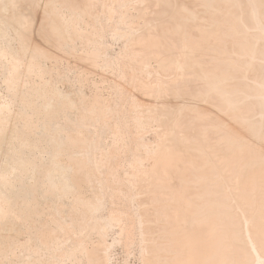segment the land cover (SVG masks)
Here are the masks:
<instances>
[{"label":"rangeland","instance_id":"obj_1","mask_svg":"<svg viewBox=\"0 0 264 264\" xmlns=\"http://www.w3.org/2000/svg\"><path fill=\"white\" fill-rule=\"evenodd\" d=\"M6 1L7 0H0V40H2V41H0V50L6 51V53H7V54L5 53V55H4L0 52V99H1L0 101L4 100V101H7L8 104L9 103L10 104H9L8 108L5 109L4 114H3L5 117L2 119V122H3V125L4 124L5 125L2 128V130H3L1 133L2 135L0 134L1 135L0 146L2 144L1 138L4 137L5 133L10 134L11 128L13 129L15 127V125H17V123H19L20 120L23 118V116L21 114H20L21 116L19 117V114L17 113L19 111V106H20L23 98L26 99V101H27L26 103L30 104L32 106V108L35 109V111H40V109H42V106L44 105L43 103H45L46 101L60 100V96L62 94L69 93L71 96L70 98H72V100H74L75 103L70 105V107H69V105L67 107H64L65 110L64 109L60 110V113L58 114L57 117L53 118L54 115L47 116V114L41 117L35 113H28V115L26 113L25 114L26 116L25 115L24 116L27 117V121L30 120L29 123H31V124L38 125L39 123L42 124L43 122H46V123H49L51 126L55 127L57 129V131L60 129L58 132L62 131L64 137H69V135L73 137V138L70 137V139L72 141L71 142L72 144L70 147L72 149L71 152H73V155H74L73 157H75V159H80V160H78V162H79L78 164L73 166L71 172L72 173L75 172L74 167L75 168L81 167L82 171H81V169H79V170H80V173L84 176L83 180L85 179L84 181H82V184H80L81 187H79V185H77L79 188H74V187H76L75 185L72 188H70V186H68V189L65 188L64 192L62 194H60L61 197L59 196L60 200L58 199V201L61 203L58 202L55 204V202H53L54 205L51 203L53 206L56 207L55 208L51 205V207L54 208V209L52 208L53 210H51V207H49V206L47 207L48 209L50 208L49 209V210H51L50 213H49V211L46 212L47 208L45 209L44 212L46 214L43 212L44 214H42V217H44L43 218L44 220H42V221H44V223L46 222L47 226H46V224H44L45 226H43V224L41 222L43 228H39V229H41V231L38 230L39 232H37L38 233L37 236H40V235L43 236L44 235L43 238H42V236L37 238V241H38V239H39V241H41L43 239L41 243L34 240L35 237L33 239L28 237V232H29V226L28 225H26V227H25L26 231L25 230L21 231L20 233H17L15 235L17 238L14 237L15 243L11 244V247L8 243H5L3 240H2V242L0 241V250H3V249L4 250L5 249L11 250V248L14 250L13 253L10 252V254H9L10 259H11L10 261L12 263L9 260L8 261L11 264H13L14 262H15L14 264H16V263L23 264V262L26 261L27 258H29V259H30V257L33 258V255H35L34 259L31 258L32 262H31V260H30V262L29 261H26V262L28 264H37V263L40 264L41 260H43V261L45 260L44 261L45 263H43V261H42L41 264H93V263L96 264L97 260H101V264H107V263L108 264H158V261L160 260L159 264H167L170 261H172V259L173 260L179 259L182 262L181 264H186V263L189 264V262H190V264H193L191 261H188V260H185L186 263H183V262H184V259L194 260L195 257H192V255L193 256L195 255L196 258L198 256L197 254H194V253H197L195 251L196 250L195 248H198L196 243H195V245L197 247H195V248H194L195 245H193L192 247L190 246V248L188 246V245H192L194 243L193 241L196 242V240L194 238V231H196V229H198V227H194V225L192 226V225H189V223H188V225L190 226L189 227L187 225L189 227V229L194 227V231H192L193 229L189 230L187 227L185 228L182 225L178 227V228L182 227V228H180L181 230H179L177 227H174L175 222L173 221V214L176 211L181 217H183V215H181V214L184 213V211H185L184 209H186V208H184V206H186V207L190 206L189 204L192 203L193 197H195L194 199L196 201H193V205H195V202H198V203L202 202V203H201V205L196 203L200 206H198V210L196 211V213H197L196 214V220H195L196 222H194V224L199 223L200 221L202 223L204 222L203 224H205L207 222L209 223L210 220L215 219L214 221H212L210 223L213 224L215 222L214 223L215 225L213 224L212 228H214V227H215L214 229L217 228L216 229L217 231L216 230L214 231V229H213L214 232L212 231V232L208 233L209 231H208V229H206L207 230L206 234L208 233V235H209V236L207 235L208 240H207V238H205V237L204 238L206 239V242H207L210 240L209 238L212 236L211 241H212V239L213 240L215 239V241H212L214 244L217 243V240L219 238L218 243L220 245L221 253L226 256L225 257L226 260L222 264H235V263L236 264H255L256 260H254V259H256V258L254 255H256V254H254L255 251L252 250V248L250 247V245H251L250 241H252V239H253L252 242L254 243V245H256L255 247H256L257 252L264 255V245L263 246L257 245L258 243L256 240V230L257 229L262 228L263 235H264V173H263L264 172L263 171L264 170V152L262 151V150H264V147L262 146V145H264V143H263L264 141L262 142V144L260 143V140L262 141L261 137H263L264 135L259 133V132H261V130H260L261 128H258L261 125L263 127L262 131H264V121H263L264 109L261 108L262 110H260L259 109L260 106L258 108L257 107L258 104L256 106L255 105L256 102H253L254 100H251L253 102V105L250 104V106L254 107V105H255L257 107V109H259L260 111H263V112H260L259 110H258L259 112H256L257 109L252 107L253 109H256L255 112L258 113V114H256V113H254V110L248 105L245 107L250 108V110L252 109V111H250L248 109H246L247 111L246 110L243 111L241 109L242 111L241 110L240 111L242 113L243 112L246 113V114L244 113L243 115H242V113L238 112L240 114V118L245 116V119L243 118L244 119L243 122H239V123L238 122L236 123L234 121L232 122V119L230 122L229 118L230 117L233 118L232 114L230 113V108L232 106H230L229 109H227V110H229L228 113H227L226 109H225V111H223V107H221V104H220V103H222L221 99H220L221 97L219 95H218V97H216L217 95L215 96L212 93L213 92L212 90H209L208 88H206L207 87L206 85L202 86V85H204V83L201 82L202 77L198 73L199 69L195 65L194 66L192 65L193 67H190L191 65H189L188 63H185V61L182 62L183 59L179 58L180 54H178L179 57L176 58L177 57L176 56L177 51L175 52L172 45L170 46L169 44L171 43L174 46H176L177 49H179V47L182 43V42L180 43V41H179L181 39V37H180L181 34L178 31H176V33L178 32L180 35V36L178 35L180 37V39L177 40L176 39L177 36L174 35V33H173L175 31L172 32V30L173 29L175 30V28H174L175 25L184 24L187 27V29H185L186 33H188L187 35H194L193 33H196L195 32L196 30L192 25V23L194 21L191 20L189 17L187 18L183 13L175 10V8L172 4H166V6H165L164 0H162L163 2L161 0H148V1L144 0V3L142 2L143 0H128V1L127 0H114V1L112 0L113 4L111 3V0H110V2L108 0H106V2L108 1L107 2L108 4L106 5L108 7L105 6L106 2H104V0H102V2H101L102 4L99 2L97 3L96 2L97 0H95L94 1L95 3H94L92 0V3L94 4L93 6H95L96 3L101 4V5H99V6L96 5L97 8L96 7H93L92 9L90 8L91 9L90 11L93 10L92 13L90 12L91 14L89 12L85 13V14H84V12H82L84 15L81 14V16H80L81 18L79 17L81 21L78 18L77 19L79 20V22H77V19L75 20L76 24L78 26H80L81 31L78 33H73L71 35V37L65 35L64 36L65 38H59V36L55 35L51 31V25L55 24V26H56L58 23H60L62 12L64 14H66L67 17H69V15L70 16H71V14L73 15V11L71 12L72 6H74V8H76L75 6H77V5L84 6L83 3L79 4L78 2H75L72 0L71 3L69 2L70 4L68 3L69 5H65L62 2V0H19L18 6L20 9H19L18 13H22V14L25 13V15L28 16V19H30V21H32V23L29 25L30 27L27 26V27H29V28H27L25 26V28H27V29L23 31L24 26L22 25V29L18 28L20 24H18L17 22H16V24H18V25L14 24L16 26L17 30H15L14 28L11 27L12 24L16 21L17 12H16V9L14 7L9 5L8 3L6 4ZM98 1H101V0H98ZM122 1H125L127 4L129 3V5H127L125 2H122ZM225 3H224V1H221V0L216 1L215 8H218L217 10H219V11L221 10V11L225 12L226 10L229 9L228 4L227 3L225 4ZM72 4H74V5H72ZM114 4H115V6H114ZM116 4L118 5V7L116 6ZM122 5H123V7H122ZM67 6H69V8ZM99 7L100 8L106 7L105 11L106 10L107 11L106 12L103 11V8L100 11ZM165 7L166 8L168 7L170 9V11H169V9H166L167 11H162L163 8H165ZM114 8H117V9L114 10ZM118 8H120L121 10L124 8L122 10V13H121V10L117 12ZM68 9L70 10L71 13L69 12ZM156 11H157V13H156ZM97 12H99V13H97ZM159 12H161V13H159ZM67 13H69V15ZM116 13H119V16ZM199 13L200 14L196 18V20L202 19V17H203V15H202L203 12L201 11ZM96 14H97V17H96ZM103 14L105 16H102ZM90 15H92V16H90ZM110 17L111 18L115 17V19L117 18V20H114V18L111 19ZM185 17L187 19H185ZM103 18L104 19L106 18V19L103 20ZM101 21H103L105 24ZM116 21H117V23H116ZM190 21H192V22H190ZM176 22L178 24H176ZM119 24H121V25H119ZM173 24H175V25H173ZM114 25L116 28L113 27ZM168 25L170 27L167 29L166 27H168ZM171 26H173V27H171ZM188 26H190V27H188ZM117 27H119V28L122 27V29H124V28H126V29H124V32H123V30L121 28H120L121 31L118 28V30H119L118 31ZM171 28H173V29H171ZM134 29H136V30H134ZM130 30H132V31H130ZM162 30L164 32H162ZM168 30H170L171 32H168ZM16 31L17 32L20 31L21 34H22V32L25 33L27 35V36L25 35L26 40H22L23 37L25 39V36L22 35L23 37L21 39L20 32H19V34H17ZM83 31L85 33L89 32V33H87V36L82 34ZM115 31H116V33H115ZM90 32L91 33L93 32L94 34L92 35ZM146 32H148L149 34H151L150 32H152L151 35H157L159 33V34H161V37L164 38V40L167 39L165 42L163 41V43H164L163 46H165V43L166 44L169 43V44H167V46L168 45L170 46V47L168 46L170 48L169 52L170 53L172 52L171 53L172 55H170L171 57L168 55V52H167L168 50L166 51L167 53L165 52V56L168 55L170 58L168 60V62H166L167 58H168V56H166L165 62L167 63V65L165 64V62H162V60L157 59V57H155L154 54H152V53L147 55V57H146L147 59L142 61V63L139 61V58L141 60L142 56L138 52L139 51L138 49L143 48L144 44L141 42L139 43L137 41V39H138L137 37L145 38V36H139V35L142 34V35L147 36L148 33L146 34ZM154 32H155V34H154ZM156 32H157V34H156ZM114 33H115V35H114ZM88 34H89V36H88ZM130 34H132V35H130ZM159 34L157 35L158 37H159ZM116 35L118 37H116ZM163 35H165V36H163ZM135 39H136V42H135ZM23 41H26V42H23ZM205 41H208L207 43H209V40H204V42ZM50 42L52 43V45L54 47L52 45H50L51 44ZM42 45L46 46V48L43 47ZM24 46H26L27 48H25ZM126 46L128 47V49ZM47 47H49L50 51H49V49H47ZM160 47H162V44L160 45ZM51 49L54 52H52ZM152 49H154V48H152ZM159 49H161V48H159ZM162 49H164V48H162ZM128 50H129V52H128ZM171 50H173V51H171ZM93 52L97 53V56H96L97 60L94 62L93 60L95 58L93 60H91V57H90L89 60L93 61L94 63H91V61H90L89 63L92 64L93 66H89V63L86 62L83 57L87 56L88 54L93 53ZM126 52H127V54H125ZM90 55L92 56V54H90ZM95 55L96 54H94V56ZM259 55H261V54H259ZM172 56H174V57H172ZM202 56H203V59L207 61L211 58L212 54H210V50H209V51H206L205 54L203 52ZM88 57H89V55L86 57L87 61H88ZM125 57H128V58H125ZM262 57L263 58H261V56H260L259 59L264 60V55ZM173 59H174V61H173ZM159 60L162 62V64L164 63V65H162ZM30 63H32V64H30ZM183 63H185L186 66ZM218 63H219L218 65H220V67H221V63L220 62H218ZM119 64H121V65L119 66ZM124 64H125V66H122ZM31 65H33V68ZM127 65L130 69L127 67ZM30 66L32 69L30 68ZM34 67H36V68L34 69ZM182 67H183V69H182ZM29 68L32 71H30ZM197 69H198V71H196ZM122 72H123V74H122ZM127 73L129 74V76ZM198 75H199V77H198ZM198 80H199V82H198ZM189 84H191L192 86H190ZM183 85H185V86H183ZM196 85H198V86H196ZM170 88L173 90V93H172V90ZM193 88L194 89L196 88L195 89L196 91H194ZM207 89H208V91H207ZM176 90H177V93L182 91L179 94L184 93V96H186V98H187V96H191V94L197 92L194 95H192V98H194L195 101H197V99H198V101L196 102L197 106L199 105L201 107L198 106V108H197V106H196L197 111L191 110V109H195L196 104L194 102V99L193 100L191 99V101H192L191 102V101H188L186 98H184L185 102H186V100L190 104L194 102L193 104H195V105H193L194 106L193 107L192 105L188 104L187 102L185 103L183 101L184 99L181 98V100H179L180 99L179 96L177 97L179 99H177L174 95ZM189 90H190V92H188ZM191 90L193 91V93ZM202 90H204V91H202ZM205 90L207 91L206 92L207 95L209 94V91H212V92H210L211 94L207 96V95H205ZM146 91L147 92L149 91L148 95L145 94ZM183 91H185V92H183ZM199 92L203 93V94L201 93V95H199L200 97L196 96V95H198ZM214 93H215V91H214ZM216 94H218V93H216ZM211 95H213L212 97L215 96L214 98H216V99L218 98L220 100V102L218 99L215 100L214 98H213V101L211 102L210 101L211 100L210 98H212ZM176 96H177V94H176ZM202 96H204V97H202ZM205 96L207 98L209 97L208 99H209L210 105H208V107L206 109H205V107H206L205 106L204 109L210 110V113L208 111L206 112L202 106V104L207 105V103H208V101L207 102L205 101L206 103L202 102V100H205V99L208 100L207 98H205ZM168 97H169V99H168ZM198 97L199 98L202 97L203 99H199ZM252 97H254V96H252ZM172 98H173V100H172ZM97 100H98V102H97ZM130 100H131V103H130ZM199 100H201V105L198 104V102H200ZM214 100H215V102L218 101L217 103L219 104V107L222 110V111H220V110L219 111L222 112V114L223 113L225 114V112H226V115L220 116V112L218 110H216L219 108L217 104L215 105V108H213L212 105H213ZM251 101H249V102H251ZM55 102H57V101H55ZM96 103H98V104L96 105ZM177 103H178V105H177ZM18 104H19V106H18ZM130 104L133 106L132 108L130 107L131 106ZM187 104L190 106H188ZM172 105H173V107H172ZM184 105L185 106L187 105L186 107L187 108L189 107V109H187V108L185 109ZM166 106L168 107V109ZM210 106H212L211 108L213 111L211 110V108L208 109ZM162 107L164 109H162ZM104 108H105V110H104ZM106 108H108V110ZM200 108H202V110ZM226 108H228V107H226ZM199 109H200V111H198ZM234 109H235L234 107L231 108L232 111ZM159 110H161V111H159ZM165 110H167V111L165 112ZM154 111L156 112V115H155ZM191 111H192V113H191ZM28 112H32V111H28ZM162 112H163V114H162ZM199 112H200V114L203 113V115L199 114V116L201 118L199 116L197 117V113H199ZM215 112H217V113L219 112V113L218 114L216 113L217 114L216 115ZM235 112L234 111L232 112L233 116L236 117V119L233 118V120H238L239 117H238V115H236L237 112L236 113ZM249 112H251V113H249ZM248 113L252 114L253 116H256V115L262 116V118L259 116L258 117L256 116L257 118H261V121L258 122L260 124L258 125V123H257L258 126L256 125V128H258L260 131H258L256 128H254V125H253V124H256V122H254V119H252V118H256V117H251L252 115L249 116ZM157 114H159V115H157ZM152 115H154V116H152ZM185 115H187V116H185ZM204 115H206V116H204ZM246 115H248L249 120L252 123L251 124L249 122V124H251L253 126L252 127L250 125L251 129H250V127L248 128L247 126L243 125V124H245V122L247 124V121H248V119H246V117H247ZM160 116H161V118H160ZM182 116L184 118H180ZM222 117H225V118H222ZM226 117H229V118H226ZM192 118H193V120H192ZM257 118L255 121H258ZM180 119L183 121V124L181 121L180 124L178 123V125H179L178 126L177 121L179 120L178 122H180ZM211 119H212V122H210ZM224 119H226V120H224ZM227 119H229V120H227ZM251 119L253 122L251 121ZM187 120H188V122H187ZM204 120H206V121H204ZM216 120H218V121L220 120V121L218 122ZM239 120H241V119H239ZM262 121H263V125L261 123ZM159 122L161 123L162 126L160 125ZM170 122H172V123H170ZM223 122H224V124H223ZM128 123H130V124H128ZM232 123H233L235 129L233 128ZM203 124L204 125L207 124L206 126L208 128L206 126H202ZM218 124H221V126L225 125L224 127L222 126L223 130L221 127L219 128ZM117 125H119V126H117ZM127 125H128V128H127ZM189 125H190V127H189ZM208 125L210 126V128H213V129H209ZM213 125L215 127H212ZM241 125H242V127H241ZM235 126H237V127H235ZM197 127H199V128H197ZM203 127H205V128L203 129ZM243 127H244V129H243ZM245 127L247 128V130ZM130 128H132V129H130ZM237 128H239L240 130ZM248 129H250V132H251V130L252 131L255 130L256 132L254 131V132L250 133L248 131ZM4 130H6V131H4ZM122 130L123 131L125 130L126 133L123 132ZM188 131H189V133H188ZM215 131H217L219 133L218 136H217V133ZM228 131H231V133L228 134L229 133ZM235 131L238 133V134L233 133L236 137L231 135L232 132H235ZM117 132H118V134H117ZM202 132H204V133L206 132V133L204 134ZM222 132H225V134ZM246 132L249 134H247ZM245 133L247 134V137L245 136ZM253 133L254 134L257 133V138H256V134L252 135ZM258 133H259V136H261L260 139H259ZM139 134H143L141 136H144V137H141ZM241 134H244L245 137L242 136ZM263 134H264V132H263ZM177 135H178V137L181 135L180 137H182L183 139L186 137V139H184L185 145H186V142H187V145H189V144L194 145V143H198L199 146L202 148L201 150L206 152V154L202 153V156H203V154L205 155V156H203V159H204V157L209 159V160L205 159V160H203V162H201V163H203V165H202L203 167L200 165L201 164L200 162H197L198 164L194 163V165H195V167H194V165H192V163H189L186 160V156H189L188 153L182 152L183 154L186 155V156L183 155V157L185 158L184 160H186L185 161L186 164L185 163L184 164L188 167L190 165L192 166V169H190V167L184 168L185 169V175L187 174L186 177L189 176V180L191 177L195 178V179L191 178L194 182L192 180L190 181L191 183L193 182L191 187L194 186L193 189L196 191L195 192L196 195L194 194L193 197L191 194L194 193V190L192 191L193 193H191L192 189L190 190V188H189L190 192L187 190L186 187H185V189L187 191L182 189V188H184V186L190 187V184H191L190 182H189L190 183L189 184L186 181H184V179L182 180V176H181V178L178 176L179 178L176 179V177H174L172 174V177L170 178L171 174H168V175L165 174L163 176V175L158 174L155 170H153L151 168L152 164H153V158L157 155H160L163 152L162 145L165 143V141L167 144H170V147H171V144L173 143L172 147L175 148L174 147L175 143L172 140L174 137H177ZM191 135H192V137H191ZM221 135H222V137H221ZM239 135H240V138L244 137V139H245L244 141H246V138L247 139L251 138V139L247 140L248 143H250V144H247V147L243 148V150L241 147H243V145H244L242 143H245V142H243L242 139H241L242 141L237 139V136H239ZM248 135H250L251 137H249ZM135 136H137V137H135ZM195 136H196V138H195ZM200 136H201V138H200ZM231 136L233 139L231 138V140H230ZM76 137H80V139L78 140V139H76ZM134 137H135V139H133ZM189 137L194 138V139H191ZM228 137H229V139H228ZM138 138H139V141H137ZM223 138H225V141ZM74 139L76 141H74ZM121 139L123 140V142ZM227 139L230 141V142L229 141L228 142L231 145L229 143H226ZM235 139H237L236 142L238 141L239 144H238V142H237V144L235 143V141H234ZM256 139L258 142L255 141ZM149 140H150V142H149ZM194 140H196V141H194ZM250 140H254L255 143L257 142V143L261 144V146L257 145V143L253 144L254 141H252L253 142L252 144L254 146H251ZM190 141H193L194 143H192V142L190 143ZM233 141H234V145H233L234 147L232 146ZM240 141H241V144H240ZM203 143H204V145H203ZM220 143H222V145ZM96 144H98V146ZM117 144H119V145L117 146ZM137 144H138V146H137ZM142 144L145 145V147H143ZM151 144H152V146H151ZM226 145H228L230 147V151H227V150H229V148ZM237 145L241 146L240 147L241 149H239V147ZM255 145L258 146V148ZM245 146H246V144H245ZM224 147H226V148H224ZM255 147L257 148V150H253V149H256ZM259 147L260 148L263 147V148H261V150H260ZM124 148H126V149H124ZM233 148H234V150H232ZM44 150H45L44 146L39 148V151H38L39 155L38 154L36 155L37 157H39V159H42V155L40 156V154H45ZM107 150H108V153L106 152ZM126 150H127V153H126ZM153 150H154V153H153ZM133 151H135V152H133ZM215 151H218V152H215ZM259 151L261 153H258ZM61 154L64 157H67L70 155V153L68 151H67V154H65V152H63ZM125 154H127V155H125ZM111 155H113V156H111ZM140 155H142V156H140ZM209 156H210V158H209ZM104 157H105V159H104ZM119 157H120V159H119ZM107 158H109V159H107ZM239 158L242 160H239ZM122 159H124V160H122ZM252 159H254V160H252ZM251 160H252V162H250ZM116 162H118V163H116ZM209 162H211V163H209ZM220 162H222V163H220ZM140 163H141V165H140ZM207 163H209V165ZM79 164H81V165H79ZM83 165H85V166H83ZM116 165H118V166L116 167ZM196 165H198V167L199 166H201V167L197 168ZM204 165H206L209 168L204 167ZM120 167H121V169H120ZM73 169H74V171H73ZM98 169H102L103 172H102V170L99 171ZM111 169H113V170H111ZM187 169L189 172H187ZM135 170H138V171H135ZM104 172H106V173H104ZM113 172H115V173H113ZM147 172H149V173H147ZM253 172H255V174ZM111 173L113 175H115L117 173L121 177L119 176V179H117L118 177L114 179L112 177H116L117 174L115 176L110 177L109 175H111ZM216 174H218V175H216ZM105 175H106V177H105ZM182 175H184V174H182ZM120 178H122V179H120ZM123 178H124V181H123ZM183 178H185V177H183ZM113 179L115 181L116 180L119 181L118 183L119 184L121 183L123 185V186L121 185L122 188L120 187V185L117 182L112 181ZM174 179H176L177 182H174ZM180 179H181V182H179L180 184L182 182H185L187 184L184 185V183H182V185L180 186V184L178 183V180L180 181ZM201 179L202 180L204 179V180L202 181ZM165 180H168V182L172 181V183L169 182L170 184L169 183L164 184L163 181H165ZM105 181H107V182L105 183ZM135 181H136V183H135ZM110 182H111V184H110ZM123 182H126V183H123ZM128 182H129V184H128ZM241 182H243L244 184H241ZM204 183H206V184H204ZM252 183H253V187H252ZM111 185H113V186L109 188V186H111ZM114 185H115V187H114ZM106 186H108V188ZM125 186L127 189L125 188ZM160 186H162V188ZM177 186L178 187L180 186V187L178 188ZM234 186H236V187H234ZM229 187L231 188L230 190H229ZM69 188H70V190H69ZM224 188H225V190H224ZM249 188H251V189L249 190ZM66 189H67V192L65 191ZM208 189H209V191H208ZM118 190L119 191L121 190V191L119 192ZM228 190H229V194H228ZM61 191L59 193H61ZM127 192H128V194H127ZM187 192H189L190 194L189 193L187 194ZM200 192H201V194H200ZM132 193L135 194V196ZM111 195H113V197H111ZM188 195H190L191 196L190 198H192V199H190L191 202H189V200H188L189 199ZM229 195H231L232 197ZM149 196H151V197H149ZM200 196L202 198H200ZM132 197L135 199H133ZM175 197H177V199ZM196 197L198 199H196ZM185 198L187 199L186 202L184 201V200H186ZM232 198L234 200L236 198V201H234ZM163 199H164V201H162ZM180 199L181 200L183 199V200L181 201ZM229 199L231 200L230 202H229ZM83 200H84V202H83ZM124 200H127V201H124ZM168 200H169V202H168ZM198 200L199 201L201 200V201L199 202ZM74 201L76 203H74ZM98 202L99 203L103 202L102 204H100L101 206L102 205L103 206L99 207L100 205ZM140 202L142 203V206H141ZM170 202H172V203L170 204ZM232 202H234V203H232ZM241 202H242V204H241ZM126 204H129V205H126ZM119 205H121V207ZM96 206H98V207H96ZM135 206H136V208H135ZM234 206H237V207H234ZM95 208H101V210H103L104 208L105 209L101 212H100V209H98V212H96L97 209L95 210ZM112 208H114V209H112ZM57 209L58 210L60 209V210L58 211ZM76 209H77V211H76ZM122 209H123V211H122ZM221 209H223V210H221ZM236 209L237 210L240 209V211H237ZM11 210L12 209L10 208V212L13 213V211H11ZM54 210H55V213L57 210V215L54 213ZM243 211H245V212L243 213ZM92 212H93V214H92ZM95 212L97 215L94 214ZM116 212H118V213L116 214ZM130 212H132V213L130 214ZM155 212H157V213H155ZM198 212H199V214H198ZM249 212H250V214H249ZM254 212H255V214H254ZM72 213H74V214H72ZM98 213H99V215H98ZM154 213L156 214V216ZM119 214L122 215V217L119 216ZM150 214H151V216H150ZM91 215H93V216L91 217ZM113 215H114V217H112ZM134 215H135V220H134ZM159 215H160V218H159ZM167 215H169V216H167ZM241 215H243V216H241ZM249 215H250V218H249ZM27 216H29V215H27ZM54 216L56 218H54ZM72 216H73V218H71ZM117 217L119 218V220ZM127 217H130V218L133 217L131 219L132 221ZM161 217H162V223H160ZM138 218H139V220H138ZM31 219H32V217H30V220ZM63 219H66V220L64 221ZM102 219H103V221L107 220V223H105L106 221L102 222L101 221ZM141 219H142V221H141ZM157 219H159V220H157ZM245 219H248V220H245ZM249 219H251L252 221ZM116 220H117V222H116ZM244 220H245V223H244ZM27 221H28V223H25V224H29V219H27ZM74 221H75V223H74ZM143 221H145V222H143ZM247 221L249 223H246ZM32 222H31V226L33 224ZM129 222H130V224H129ZM250 222H252L251 225H250ZM127 223H128V225H127ZM41 224H40V226H41ZM48 224H49V226H48ZM124 224L127 226L125 227ZM132 224H133V227L131 226ZM244 224L245 225L247 224V226L245 227ZM27 226H28V229H27ZM71 226H72V228L74 227V230L67 229L68 227L71 228ZM128 226H129V228H128ZM169 227L171 230L169 229ZM243 227L247 229V235H245L246 233H244V232L246 231V229H244ZM45 228L46 229L48 228L47 230H49V228H50V230L48 232L46 231L48 234L45 232V230H44ZM120 229H121V231H119ZM124 229L127 232L124 231ZM132 230H133V232H132ZM160 230L161 231L164 230L165 232L164 231L161 232ZM187 230L191 231V233L192 232L193 233L190 234V232H188ZM1 231L2 230H0V232ZM3 231H4V229H3ZM43 231L45 232V234L43 233ZM128 231H129V233H128ZM185 231H187L190 236H188V233L186 232L187 233L186 234ZM159 232H160V234H159ZM181 232L184 233V234L183 233L182 234L185 237L181 234ZM6 233H9V235H10V233H12V229L9 228L6 231ZM21 233L23 234V236ZM39 233H43V234L39 235ZM20 234H21V236L19 237ZM49 234H50V236H49ZM161 234H162V236H161ZM216 234H217V236H216ZM127 235H129L131 237H129ZM214 235L216 237H213ZM48 236H49V238H48ZM180 236L183 238L181 239ZM247 236H249L250 238H248ZM53 237H55V239ZM71 237H72V239H71ZM78 237L79 238L81 237L80 238L81 240ZM125 237H127V239ZM166 237L169 239H167ZM190 237H192V238H190ZM202 237H203V235H202ZM18 238H20V239H18ZM28 238L31 239L30 241L32 243L34 242V245L36 243L35 247H34V245L32 246V243L29 241ZM184 238H188L191 241L190 242L187 239H185V240H187V242H189V244L186 246H185L186 243H183V242H185V241H183ZM44 239H46V240H44ZM124 239H125V241H124ZM191 239H194V240H191ZM21 240H22V242H20ZM119 240H120V242H119ZM139 240H140V242H138ZM180 240H182L183 242H181ZM239 240H241V241H239ZM254 240L256 241L257 244H255ZM114 241H117V242H114ZM151 241H153V242L151 243ZM165 241H166V243H165ZM179 241H180V243H179ZM27 242L28 243L30 242L29 243L30 245L27 244ZM135 242H136V244H135ZM160 242L163 246H164V244H166V245L176 244V247L177 246L179 247V248H177V250L179 249L181 252L179 250L177 251L174 249L176 251V254H174V253H172L173 250L171 247V248H169V249H171V251H170L171 253L169 251H168L169 253L168 252L164 253V251L163 252L159 251L160 252L159 254L156 253V255H154L155 254V252L153 251L155 249L154 247H157V245H158V247L162 246L160 244ZM20 243H22V244L20 245ZM177 243L184 244V247H183V245L179 246ZM112 244H114V245H112ZM26 245H29V247ZM82 245H83V247H82ZM15 246H17V247H15ZM111 246H113V247H111ZM127 246H129V247H127ZM152 246L154 249L152 248ZM33 247L38 251V252L36 251L37 254L34 252L35 249ZM174 247H175V245H174ZM93 248L96 252L94 250L93 251L90 250ZM111 249H112V251H111ZM21 250H23V251H21ZM101 250H102V252H101ZM88 251L90 254H91V252H93L91 254V256H93V254L95 255V253H97L96 256H99L100 258H97L95 256L96 262L92 263L91 261H93L94 256L91 257L92 258L91 259L90 255L88 254ZM22 252L25 254L27 253V255L22 254ZM29 252H31V254ZM28 253H29V257H28ZM98 253H100V254H98ZM62 254H64V255H62ZM166 254H168V255H166ZM148 255H149V257H148ZM188 255H190V256H188ZM1 256L2 255L0 254V257ZM22 256H24V258H21ZM108 256H109V258H108ZM184 256H185V258H183ZM190 258H192V259H190ZM18 259L22 263H20L18 261ZM108 259H109V261H108ZM196 261H197V259H195L194 263H196ZM207 261L210 262V259ZM207 261H205L204 263L209 264V262H207ZM197 262H198L197 264H199V261H197ZM6 263L8 264V262H6ZM6 263L3 262L2 258H0V264H6ZM169 264H171V263H169ZM200 264H202V263L200 262Z\"/></svg>","mask_w":264,"mask_h":264},{"label":"bare ground","instance_id":"obj_2","mask_svg":"<svg viewBox=\"0 0 264 264\" xmlns=\"http://www.w3.org/2000/svg\"><path fill=\"white\" fill-rule=\"evenodd\" d=\"M73 1H75V2H78L79 4L80 3H83V5L84 6H80V5H77V6H75L76 8H74V6H72V10H71V12L73 11V15L71 14V16L69 15V13H67L68 15H69V17H67L66 16V14H64L63 12L61 13V20H60V23H58L56 26H55V24H53V25H51V31L55 34V35H57V36H59V38H65L64 36L65 35H67V36H69V37H71V35L73 34V33H78V32H80L81 31V28H80V26H78L77 24H76V22H75V20L78 18L79 20H80V16H81V14L82 15H84L85 13H92V11H90L93 7H96L97 8V6H99V5H101L102 3V0L101 1H96L97 3L99 2V3H101V4H95V6H93L94 4L92 3V0H73ZM95 0H93V2H94ZM109 2H110V0H108ZM107 1V2H108ZM114 1V0H113ZM128 1V0H127ZM148 1V0H147ZM162 1V0H161ZM216 1H219V0H164V4H165V6H166V4H172L173 6H174V8H175V10H177V11H179V12H181V13H183L187 18L189 17L191 20H193L194 22V24L192 23V25H193V27L195 28V32L196 33H193L194 35H187L188 33H186V30L185 29H187V27L184 25V24H178L177 22H176V24H178V25H175V24H173V25H175L174 26V28H175V30L173 29V28H171V29H173L172 30V32L173 31H175V32H173L174 33V35H176L177 36V40L178 39H180V37H181V39L179 40L180 41V43H181V45H180V47H179V49H177L176 48V46H174L173 44H169V43H167V44H169L170 46L172 45V47L174 48V51L176 52L177 51V54H176V58H178L179 56V58H182L181 60H182V62H184L185 61V63H188L189 65H191L190 67H193L194 65L199 69V74H200V76L202 77V80H201V82H203L204 83V85H202V86H207L206 88H208L209 90H212V91H209V94L208 95H210L211 93L210 92H212L216 97H218V95L221 97L220 99H221V102L222 103H220L221 104V107H223V111H225V109H226V111H227V113L229 112V110H227V109H229V107L230 106H232V107H234L235 109L233 110L234 112L236 111L237 112V114L236 115H238V117H239V119H241V120H233V118L234 119H236V117H234L233 116V111L231 110V108H230V113L232 114V117L233 118H229V117H226V118H229L230 119V122H231V119H232V122L234 121V122H243L244 121V119H245V116L244 117H242V118H240V114L238 113V112H240V113H242L241 111L243 110H246V109H248V110H250V108H248V107H245V106H250V104H252L253 105V102H256V106H257V104H258V108H259V106H260V110H262L261 108H263L264 109V60H262V59H259V57L261 56V58H263L262 56L264 55V0H221V1H224V3L226 2L227 4H228V6H229V9L228 10H226L225 12H223V11H219V10H217L218 8H215V4H216ZM62 2L65 4V5H69L71 2H72V0H62ZM70 2V3H69ZM104 2H106V0H104ZM106 2V4H105V6L108 4ZM122 2H125V1H122ZM143 3H144V0L142 1ZM160 2V1H159ZM163 2V1H162ZM161 2V3H162ZM9 4V5H11L12 7H14L15 9H16V12H17V14H16V21L12 24V28H14L15 30H17V28H16V26L14 25V24H16V22L18 23V24H20L19 25V27L18 28H21L22 29V25L24 26V29H23V31L24 30H26L27 28H29L30 26V24L32 23V21H30V19H28V16H26L25 15V13H18V11H19V6H18V4H19V0H7L6 1V4ZM69 3V4H68ZM74 3V2H73ZM95 3V2H94ZM111 3H112V0H111ZM121 3V2H120ZM126 3V2H125ZM225 3V4H226ZM104 4V3H103ZM113 4V3H112ZM127 4V3H126ZM151 4V3H150ZM72 5H74V4H72ZM97 5V6H96ZM127 5H129V3L127 4ZM104 6V5H103ZM114 6H115V4H114ZM116 6L118 7V5L116 4ZM125 6V5H124ZM68 8H69V6H67ZM106 7H108V6H106ZM106 7H102L103 8V11H105V9H106ZM121 7V6H120ZM122 7H123V5H122ZM160 7V6H159ZM164 7V6H163ZM74 8V9H73ZM91 8V9H90ZM102 8H100L99 7V9H100V11H101V9ZM111 8V7H110ZM71 9V8H70ZM115 9H117V8H114V10ZM124 9V8H123ZM122 9V10H123ZM166 9H169L168 7L166 8H163V10L162 11H167ZM200 9V10H199ZM69 10V9H68ZM95 10V9H94ZM121 9L120 8H118V10H117V12L118 11H120ZM122 10H121V13H122ZM107 11V10H106ZM105 11V12H106ZM169 11H170V9H169ZM168 11V12H169ZM203 12V17H202V19H197L196 20V18L198 17V15L200 14L199 12ZM69 12H70V10H69ZM70 12V13H71ZM82 12H84V14L82 13ZM96 12V11H95ZM94 12V13H95ZM112 12V11H111ZM174 12V11H173ZM90 13V14H91ZM97 13H99V12H97ZM120 13V12H119ZM119 13H116L118 16H119ZM156 13H157V11H156ZM159 13H161V12H159ZM64 14V15H63ZM105 14V13H104ZM102 15V16H105V15ZM177 14V13H176ZM107 15V14H106ZM115 15V14H114ZM122 15V14H121ZM90 16H92V15H90ZM101 16V17H102ZM113 16V15H112ZM201 16V15H200ZM80 17V18H79ZM96 17H97V14H96ZM109 17V16H108ZM123 17V16H122ZM185 17V19H187ZM111 18V17H110ZM112 18H114V20H117V18L115 19V17H112ZM111 18V19H112ZM119 18V17H118ZM77 19V22H79V20ZM106 19V18H105ZM104 18H103V20H105ZM121 19V18H120ZM123 20V19H122ZM81 21V20H80ZM100 21V20H99ZM119 21V20H118ZM101 22H103V21H101ZM108 22V21H107ZM127 22V21H126ZM125 22V23H126ZM190 22H192V21H190ZM189 22V23H190ZM104 23V22H103ZM115 23V22H114ZM116 23H117V21H116ZM18 24H16V25H18ZM105 24V23H104ZM103 24V25H104ZM111 24V23H110ZM130 24V23H129ZM128 24V25H129ZM188 24V23H187ZM101 25V24H100ZM119 25H121V24H119ZM118 25V26H119ZM171 25V24H170ZM25 26L27 27V26H29V27H27V28H25ZM102 26V25H101ZM162 26V25H161ZM166 26V25H165ZM114 28H116L115 27V25L113 26ZM112 27V28H113ZM170 26L168 25V27H166L167 29L169 28ZM171 27H173V26H171ZM188 27H190V26H188ZM118 28L119 27H117V30H118ZM121 29H122V27H120ZM120 28H119V30H120ZM192 28V27H191ZM13 29V30H14ZM108 29V28H107ZM124 29H126V28H124ZM124 29H122L123 30V32H124ZM14 30V31H15ZM118 30V31H119ZM134 30H136V29H134ZM121 31V30H120ZM126 31V30H125ZM128 31V30H127ZM130 31H132V30H130ZM166 31V30H165ZM176 31H178L180 34H181V36L179 35V33L177 34L176 33ZM20 32V31H19ZM19 32H17L16 31V33L17 34H19ZM135 32V31H134ZM162 32H164L163 30H162ZM168 32H171L170 30H168ZM193 32V31H192ZM87 33H89V32H84L83 31V33L82 34H84V35H86L87 36ZM91 33V32H90ZM115 33H116V31H115ZM115 33H114V35H115ZM143 33V32H142ZM148 32H146V34H147ZM151 34H152V32H150ZM167 33V32H166ZM92 35L94 34L93 32L91 33ZM90 34V35H91ZM125 34V33H124ZM149 34V33H148ZM147 34V36L146 35H139V36H145V38H141V37H135L136 39H137V41L140 43H143L144 44V47L143 48H139L138 50V52L141 54V60H140V58H139V61L142 63V61H144V60H146L147 58V55H149V54H154V56L155 57H157V59H160V60H162V62H165V60H166V56H170V55H172L170 52H169V50H170V46L168 47L167 46V44L165 43V46H163L164 45V43H163V41L165 42L166 40H164V38H162L161 37V34H159V37L157 36L158 34H157V32H156V34L157 35H151V34H149L148 35ZM154 34H155V32H154ZM20 35H21V39H22V35H26L25 33H23L22 32V34H21V32H20ZM19 35V36H20ZM130 35H132V34H130ZM180 37H179V36ZM27 36V35H26ZM26 36H25V39H24V37H23V39L22 40H26ZM88 36H89V34H88ZM137 36V35H136ZM163 36H165V35H163ZM91 37V36H90ZM116 37H118L117 35H116ZM174 37V36H173ZM122 38V37H121ZM175 38V37H174ZM136 39H135V42H136ZM212 41H211V40ZM182 40V41H181ZM199 40V41H198ZM204 40H209V43H207L208 41H205L204 42ZM0 41H2V40H0ZM211 41V42H210ZM23 42H26V41H23ZM137 42V43H138ZM51 43V42H50ZM206 43V44H205ZM162 44V47H160V45ZM24 45V44H23ZM22 45V46H23ZM45 45V44H44ZM44 45H42L43 47H45L46 48V46H44ZM50 45H52V43L50 44ZM41 46V47H42ZM53 46V45H52ZM167 46V47H166ZM25 48H27L26 46H24ZM54 47V46H53ZM127 47V46H126ZM161 48V49H159V48ZM51 48V47H50ZM152 48H154V49H152ZM162 48H164V49H162ZM177 50H176V49ZM47 49H49V47H47ZM46 49V50H47ZM127 49H128V47H127ZM150 49V50H149ZM172 49V48H171ZM124 50V49H123ZM133 50V49H132ZM164 50V51H163ZM168 50V51H167ZM210 50V54H212V56H211V58L209 59V60H204L203 59V56H202V54H203V52H204V54H205V52L206 51H209ZM49 51H50V49H49ZM48 51V52H49ZM51 51L52 52H54L52 49H51ZM168 52V55H166L165 56V52ZM171 51H173V50H171ZM0 52L2 53V54H4L5 55V53H6V51H1L0 50ZM51 52V53H52ZM128 52H129V50H128ZM166 52V53H167ZM42 53V52H41ZM123 53V52H122ZM170 53V54H169ZM1 54V55H2ZM7 54V53H6ZM82 54V53H81ZM85 54V53H84ZM90 54H92V56L90 55ZM90 54H88L89 55V57H88V61L86 60V57L88 56H84L83 58H84V60L86 61V62H90L91 60H93L94 58V62L97 60V53L96 52H93V53H90ZM94 54H96L95 56H94ZM125 54H127V52L125 53ZM178 54H180L179 56H178ZM259 54H261V55H259ZM263 54V55H262ZM174 55V54H173ZM207 55V54H206ZM138 56V55H137ZM169 56H168V58H167V61L166 62H168V60L170 59L169 58ZM90 57H91V60H89L90 59ZM129 57V56H128ZM128 57H125V58H128ZM171 57V56H170ZM172 57H174V56H172ZM208 59V58H207ZM123 60V59H122ZM127 60V59H126ZM159 60V61H160ZM172 60V59H171ZM180 60V61H181ZM93 61H91V63H94ZM121 61V60H120ZM173 61H174V59H173ZM178 61V60H177ZM126 62V61H125ZM161 62V61H160ZM159 62V63H160ZM162 62H161V64H162ZM165 62V64L167 65V63ZM218 62H220L221 63V67H220V65H218L219 63ZM97 63V62H96ZM95 63V64H96ZM105 63V62H104ZM128 63V62H127ZM185 63H183V64H185ZM30 64H32V63H30ZM94 64V65H95ZM99 64V63H98ZM126 64V63H125ZM125 64L124 65H122V66H125ZM129 64V63H128ZM180 64V63H179ZM35 65V64H34ZM121 64H119V66H120ZM162 65H164V63L162 64ZM193 65V66H192ZM32 66V68H33V65H31ZM31 66H30V68H31ZM87 66V65H86ZM89 66H93L92 64H90L89 63ZM103 66V65H102ZM121 66V67H122ZM178 66V65H177ZM185 66H186V64H185ZM127 67H128V65H127ZM176 67V66H175ZM181 67V66H180ZM195 67V68H196ZM30 68H29V70H30ZM31 68V69H32ZM36 67H34V69H35ZM120 68V67H119ZM125 68V67H124ZM129 68V67H128ZM121 69V68H120ZM130 69V68H129ZM182 69H183V67H182ZM198 69L196 70V71H198ZM193 70V69H192ZM30 71H32V70H30ZM125 71V70H124ZM104 72V71H103ZM102 73V72H101ZM120 73V72H119ZM125 73V72H124ZM179 73V72H178ZM197 73V72H196ZM197 73V74H198ZM122 74H123V72H122ZM121 74V75H122ZM128 74V73H127ZM126 76V75H125ZM128 76H129V74H128ZM178 76V75H177ZM127 77V76H126ZM196 77V76H195ZM198 77H199V75H198ZM186 78V77H185ZM121 79V78H120ZM126 79V78H125ZM183 79V78H182ZM195 79V78H194ZM197 79V78H196ZM200 79V78H199ZM180 80V79H179ZM187 80V79H186ZM185 80V81H186ZM125 81V80H124ZM129 81V80H128ZM205 81V82H204ZM122 82V81H121ZM163 82V81H162ZM198 82H199V80H198ZM179 83V82H178ZM186 83V82H185ZM162 84V83H161ZM180 84V83H179ZM178 84V85H179ZM201 84V83H200ZM119 85V84H118ZM182 85V84H181ZM190 86H192L191 84H189ZM156 86V85H155ZM183 86H185V85H183ZM196 86H198V85H196ZM172 87V86H171ZM159 88V87H158ZM162 88V87H161ZM185 88V87H184ZM183 88V89H184ZM192 88V87H191ZM205 88V87H204ZM205 88V89H206ZM171 89V88H170ZM176 89V88H175ZM186 89V88H185ZM190 89V88H189ZM194 89V88H193ZM196 89V88H195ZM194 89V91H196ZM199 89V88H198ZM202 89V88H201ZM208 89H207V91H208ZM120 90V89H119ZM118 90V91H119ZM172 90V89H171ZM178 90V89H177ZM177 90H176V92L174 93V95H175V97L177 98L178 96L180 97V99L179 98H177V99H179V100H181V98L182 99H184V98H186V96H184V93L183 94H179L180 92H182V91H180L179 93H177ZM26 91V90H25ZM121 91V90H120ZM192 91V90H191ZM201 91V90H200ZM202 91H204V90H202ZM206 90H205V95H207L206 94V92H207ZM214 91H215V93H214ZM27 92V91H26ZM29 92V91H28ZM149 92V91H148ZM147 91H146V95H148L149 93H148ZM183 92H185V91H183ZM188 92H190V90L188 91ZM120 93V92H119ZM172 93H173V90H172ZM192 93H193V91H192ZM195 93H197V92H195ZM195 93H193V94H191V96H187V100L188 101H191V99L193 100L194 98H192V95H194ZM202 93V92H201ZM201 93L199 92L198 93V95H196V96H199V95H201ZM216 93H218V94H216ZM25 94V93H24ZM122 94V93H121ZM135 94V93H134ZM176 94H177V96H176ZM189 94V93H188ZM203 94V93H202ZM173 95V96H174ZM207 95V96H208ZM213 95H211V97H212ZM214 96V97H215ZM252 96H254V97H252ZM25 97V96H24ZM71 96H70V94L69 93H66V94H62L61 96H60V100H55V101H57V102H55V101H53V100H49V101H46L45 103H43L44 105L42 106V109H40V111H35V109H33L32 108V106L30 105V104H28V103H26L27 101H26V99L25 98H23V100H22V102H21V104H20V106H19V104H18V106H19V111L17 112L18 114H19V117L22 115L23 116V118L20 120V122L19 123H17V125H15V127L12 129L11 128V132H10V134H6L5 133V135H4V137H2L1 138V142H2V144H1V146H0V230H2L1 232H0V241L2 242V240L5 242V243H8L9 245H10V247H11V244H14L15 242H14V237H16L15 235L17 234V233H20L21 231H26V229H25V227H26V225H28L29 226V232H28V237H30L31 239H33L34 237H35V239L34 240H36L37 241V238H39L40 236H42V235H40V234H45V232L47 231H49L50 230V228H49V230H47L46 228L44 229L45 230V232L43 231V233H39V235L40 236H37V232H39L38 230H40L41 231V229H39V228H43L42 227V224H43V226H45L44 224H46V222L44 223V221H42V220H44L43 218L44 217H42V214H44L45 212V209L49 206V207H51V205L53 204V202H55V204L56 203H58L59 201H58V199L60 200V198H59V196L61 197V195L60 194H62L63 192H64V189L65 188H67L68 189V186H70V188H72V187H74V185L76 186V187H74V188H79V187H81L80 186V184H82V181H84L83 180V178H84V176L80 173V170L79 169H81V167H79V168H75L74 167V169H75V172L74 173H72L71 172V170H72V168H73V166L74 165H76V164H78L79 162H78V160H80V159H75V157H73L74 155H73V152H71L72 151V149L70 148L71 147V139H70V137L71 138H73L72 136H70L69 135V137H64V135H63V133H62V131H60V132H58L57 131V129L55 128V127H53V126H51L49 123H46V122H43L42 124H38V125H34V124H31V123H29V121L30 120H28L27 121V117H25L26 115V113H27V115H28V113H35V114H37V115H39V116H44V115H46L47 114V116H49V115H54L53 116V118H55V117H57L58 116V114L60 113V110H65V108L64 107H67L68 105H69V107H70V105H72V104H74L75 103V101L74 100H72V98H70ZM194 97V96H193ZM200 97V96H199ZM198 97V98H199ZM202 97H204V96H202ZM199 98V99H203V98ZM214 97H212V98H210L211 100V102L213 101V98ZM251 97V98H250ZM205 98H207L206 96H205ZM209 98V97H208ZM207 98V99H208ZM168 99H169V97H168ZM215 100H217L216 98H214ZM1 100V99H0ZM134 100V99H133ZM172 100H173V98H172ZM186 100V102L188 103V104H190L188 101ZM215 100H214V102H213V108H215V105L217 104L218 105V107H219V104L217 103V102H215ZM219 100V99H218ZM251 100H254L253 102L251 101ZM74 101V102H73ZM171 101V100H170ZM178 101V100H177ZM184 102H185V99L183 100ZM182 101V102H183ZM197 101H198V99H197ZM197 101H195V99H194V102H195V104H193V103H191L190 105H195V109H191V110H196L197 111V109H196V106H197ZM200 102H198V104H200L201 105V100H199ZM207 102L208 101V103H207V105H203L202 104V106H203V109H204V107H205V109L208 107V105H210L209 103V99L208 100H202V102ZM249 101H251V102H249ZM97 102H98V100H97ZM146 102V101H145ZM164 102V101H163ZM181 102V103H182ZM185 102V103H186ZM192 102V101H191ZM205 102V103H206ZM219 102H220V100H219ZM130 103H131V100H130ZM165 103V102H164ZM167 103V102H166ZM173 103V102H172ZM176 103V102H175ZM204 103V104H205ZM215 103V104H214ZM249 103V104H248ZM8 103H7V101H0V134L2 133V128H3V126L5 125H3V122H2V119L5 117L3 114H4V111H5V109L6 108H8V106H9V104L7 105ZM98 103H96V105H97ZM100 104V103H99ZM187 104V105H188ZM116 105V104H115ZM131 105V104H130ZM169 105V104H168ZM177 105H178V103H177ZM186 105V106H187ZM190 105H188V106H190ZM254 105V107L253 108H256L257 109V107ZM263 107H262V106ZM104 106V105H103ZM176 106V105H175ZM185 106V105H184ZM183 106V107H184ZM185 106V109L187 108ZM199 106V105H198ZM198 106H197V108H198ZM212 106H210L208 109H210ZM105 107V106H104ZM131 108L133 107L132 105L130 106ZM161 107V106H160ZM167 107V106H166ZM172 107H173V105H172ZM180 107V106H179ZM194 107V106H193ZM199 107H201V106H199ZM217 107V106H216ZM225 107V108H224ZM226 107H228V108H226ZM251 107V106H250ZM251 107V108H252ZM116 108V107H115ZM191 108V107H190ZM220 108V107H219ZM216 109V110H220V111H222L221 110V108L220 109ZM252 108V109H253ZM107 110H108V108H106ZM110 109V108H109ZM162 109H164L163 107H162ZM167 109H168V107H167ZM187 109H189V107L187 108ZM201 110H202V108H200ZM200 109L198 110V111H200ZM204 109V110H205ZM242 109V110H241ZM252 109L250 110V111H252ZM256 109H253L254 110V113H256V112H259L260 110L259 109H257V111H256ZM102 110V109H101ZM104 110H105V108H104ZM106 110V111H107ZM117 110V109H116ZM131 110V109H130ZM211 110H212V108H211ZM215 110V109H214ZM215 110V111H216ZM241 110V111H240ZM259 110V111H258ZM28 111H32V112H28ZM113 111V110H112ZM159 111H161V110H159ZM167 110H165V112H166ZM180 111V110H179ZM206 112L208 111L209 113H210V110H205ZM213 111V110H212ZM219 111V112H220ZM232 111V112H231ZM247 111V110H246ZM256 111V112H255ZM114 112V111H113ZM155 112V111H154ZM183 112V111H182ZM186 112V111H185ZM205 112V113H206ZM218 112V113H219ZM235 112V113H236ZM260 112H263V111H260ZM102 113V112H101ZM191 113H192V111H191ZM212 113V112H211ZM214 113V112H213ZM217 112H215V114H216ZM217 113V114H218ZM229 113V114H230ZM245 112H243L242 113V115L244 114ZM249 113H251V112H249ZM248 113V115L250 116V115H252V114H249ZM253 113V112H252ZM21 114V115H20ZM109 114V113H108ZM162 114H163V112H162ZM165 114V113H164ZM179 114V113H178ZM188 114V113H187ZM199 114H200V112L199 113H197V117L199 116ZM208 114V113H207ZM206 114V115H207ZM216 114V115H217ZM230 114V115H231ZM246 114V113H245ZM256 114H258V113H256ZM3 115V116H2ZM25 115V116H24ZM155 115H156V112H155ZM157 115H159V114H157ZM200 115H203V113L202 114H200ZM206 115H204V116H206ZM222 115H226V112H225V114L223 113L222 114V112H220V116H222ZM235 115V114H234ZM235 115V116H236ZM248 115H246L247 117H248ZM264 115V114H263ZM152 116H154V115H152ZM163 116V115H162ZM185 116H187V115H185ZM213 116V115H212ZM257 117L259 116V117H261L262 118V116H260V115H256ZM256 116H251V117H256ZM176 117V116H175ZM200 117V116H199ZM215 117V116H214ZM218 117V116H217ZM246 117V119H248V121H247V124H246V122H245V124H243V125H245V126H247L248 128L250 127V125L252 124L251 122H250V120H249V117L247 118ZM256 117V118H257ZM160 118H161V116H160ZM180 118H184L183 116L182 117H180ZM201 118V117H200ZM222 118H225V117H222ZM221 118V119H222ZM244 118V119H243ZM256 118H252V119H254V122H256V124H253L254 125V128H256V125H257V123L258 122H260L261 121V118H257L258 119V121H255L256 120ZM138 119V118H137ZM141 119V118H140ZM210 119V118H209ZM217 119V118H216ZM220 119V118H219ZM229 119H227V120H229ZM252 119H251V121H252ZM260 119V120H259ZM160 120V119H159ZM191 120V119H190ZM192 120H193V118H192ZM195 120V119H194ZM214 120V119H213ZM224 120H226V119H224ZM4 121V120H3ZM179 121V120H178ZM177 121V125H178V123L180 124L181 123V119H180V122H178ZM204 121H206V120H204ZM216 121H218V120H216ZM215 121V122H216ZM220 121V120H219ZM218 121V122H219ZM263 121H264V119H263ZM263 121L261 122L262 123V125H263ZM141 122V121H140ZM168 122V121H167ZM175 122V121H174ZM187 122H188V120H187ZM191 122V121H190ZM201 122V121H200ZM210 122H212V119H211V121ZM229 122V121H228ZM249 122L251 123V124H249ZM253 122V121H252ZM134 123V122H133ZM160 123V122H159ZM164 123V122H163ZM170 123H172V122H170ZM186 123V122H185ZM199 123V122H198ZM206 123V122H205ZM227 123V122H226ZM225 123V124H226ZM127 124V123H126ZM128 124H130V123H128ZM137 124V123H136ZM167 124V123H166ZM182 124H183V121H182ZM181 124V125H182ZM216 124V123H215ZM223 124H224V122H223ZM241 124V123H240ZM260 123H258V125H259ZM138 125V124H137ZM160 125H161V123H160ZM168 125V124H167ZM170 125V124H169ZM207 125V124H206ZM206 125H202V126H206ZM217 125V124H216ZM219 125V128L221 127L222 128V130H223V127L225 126H221V124H218ZM229 125V124H228ZM232 125H233V123H232ZM257 125V126H258ZM117 126H119V125H117ZM133 126V125H132ZM142 126V125H141ZM162 126V125H161ZM179 126V125H178ZM185 126V125H184ZM209 126V125H208ZM252 126V125H251ZM261 126V125H260ZM258 127V128H261L260 130H261V132H259L260 134H262V135H264L263 134V132L264 131H262V129H263V127L261 126V127ZM131 127V126H130ZM136 127V126H135ZM175 127V126H174ZM181 127V126H180ZM189 127H190V125H189ZM201 127V126H200ZM207 127V126H206ZM212 127H215L214 125L212 126ZM227 127V126H226ZM232 127V126H231ZM235 127H237V126H235ZM241 127H242V125H241ZM240 127V128H241ZM253 127V126H252ZM127 128H128V125H127ZM197 128H199V127H197ZM205 127H203V129H204ZM208 128V127H207ZM206 128V129H207ZM229 128V127H228ZM233 128H234V125H233ZM246 128V127H245ZM258 128H256L258 131H260ZM5 129V128H4ZM117 129V128H116ZM130 129H132V128H130ZM129 129V130H130ZM135 129V128H134ZM138 129V128H137ZM202 129V128H201ZM205 129V130H206ZM209 129H213V128H210V126H209ZM217 129V128H216ZM235 129V128H234ZM237 129H239V128H237ZM243 129H244V127H243ZM250 129H251V127H250ZM250 129H248V131L250 132ZM128 130V129H127ZM139 130V129H138ZM154 130V129H153ZM168 130V129H167ZM208 130V129H207ZM215 130V129H214ZM213 130V131H214ZM221 130V131H222ZM227 130V129H226ZM240 130V129H239ZM242 130V129H241ZM246 130H247V128H246ZM4 131H6V130H4ZM123 131V130H122ZM144 131V130H143ZM142 131V132H143ZM146 131V130H145ZM184 131V130H183ZM210 131V130H209ZM232 131V130H231ZM231 131H228L227 133L228 134H230L231 133ZM245 131V130H244ZM247 131V132H248ZM255 131V130H254ZM254 131H252L251 130V132L250 133H252V132H254ZM257 131V132H258ZM123 132H125V130L123 131ZM208 132V131H207ZM216 133H217V136H218V132L217 131H215ZM214 132V133H215ZM243 132V131H242ZM246 132V133H247ZM256 132V131H255ZM115 133V132H114ZM126 133V132H125ZM132 133V132H131ZM146 133V132H145ZM179 133V132H178ZM184 133V132H183ZM188 133H189V131H188ZM202 133H204V132H202ZM206 133V132H205ZM204 133V134H205ZM222 133H224L225 134V132H222ZM238 134L236 131L235 132H232V136H234V137H236L234 134ZM244 133V132H243ZM245 133V136L247 137V134H249V133H247L246 134ZM259 133H258V136H259ZM117 134H118V132H117ZM120 134V133H119ZM144 134V133H143ZM143 134H139L140 136L141 135H143ZM147 134V133H146ZM177 134V133H176ZM186 134V133H185ZM240 134V133H239ZM256 134V138H257V133H255ZM254 133L252 134V135H255ZM2 135V134H1ZM1 135H0V137H1ZM136 135V134H135ZM165 135V134H164ZM190 135V134H189ZM197 135V134H196ZM242 136H244V134H241ZM251 135V134H250ZM250 135H248L249 137H251ZM181 136V135H180ZM179 136V137H180ZM229 136V135H228ZM232 136L230 137V140H231V138H232ZM241 136V137H242ZM244 136V137H245ZM130 137V136H129ZM135 137H137V136H135ZM135 137L133 138V139H135ZM141 137H144V136H141ZM178 137V135H177V137H172L173 138V142L175 143L174 144V147L175 148H173L172 146H173V143L171 144V147H170V144H167L166 143V141H165V143L162 145V147H163V152L160 154V155H157V156H155L154 158H153V164H152V169L153 170H155L158 174H160V175H165V174H171V176H170V178L172 177V174H173V176L174 177H176V179H178L179 177L181 178V176H182V180L184 179V181H186L187 183H189L194 177H191L190 178V180H189V176L188 177H186L187 176V174L185 175V169L184 168H186V167H188V166H186L185 164V161L187 160L189 163H192V165H194V163H196V164H198L197 162H203V160H209L208 158H205L204 157V159H203V156H205L204 154H206V152H204V151H202L201 149V147L199 146V144L198 143H194L193 141H190V143L192 142V143H194V145H187V142H186V145H185V141H184V139H186V137L183 139L182 137H180L179 138ZM191 137H192V135H191ZM191 137H189V138H191ZM221 137H222V135H221ZM244 137L243 138H240V135L239 136H237V139L238 140H243V142H245V143H242V144H244L243 145V147H241V146H239V145H237L238 147H239V149H241L242 148V150H243V148H246L247 147V144H250V143H248V141L247 140H249V139H251V138H249V139H247L246 138V141H244L245 139H244ZM253 137V136H252ZM260 137L261 136H259V139H260ZM264 137V136H263ZM263 137H261L262 138V141L260 140V143L262 144V142L264 141V138ZM170 138V137H169ZM188 138V137H187ZM195 138H196V136H195ZM200 138H201V136H200ZM217 138V137H216ZM76 139H80V137H76ZM157 139V138H156ZM166 139V138H165ZM191 139H194V138H191ZM224 139V141H225V138H223ZM228 139H229V137H228ZM227 139V141H226V143H229L230 141ZM233 139V138H232ZM237 139H235L234 141H235V143L237 144V142H236V140ZM122 140V139H121ZM144 140V139H143ZM189 140V139H188ZM202 140V139H201ZM241 140V141H242ZM74 141H76L75 139H74ZM137 141H139V138L137 139ZM136 141V142H137ZM171 141V142H172ZM194 141H196V140H194ZM200 141V140H199ZM229 141V142H228ZM234 141H233V143H232V146L234 145ZM241 141H240V144H241ZM251 141V146H254L253 144H256L258 141H257V139L255 140V141H257L256 143H255V141L254 140H250ZM252 141H254V143L252 142ZM122 142H123V140H122ZM121 142V143H122ZM135 142V141H134ZM141 142V141H140ZM149 142H150V140H149ZM160 142V141H159ZM198 142V141H197ZM202 142V141H201ZM221 142V141H220ZM232 142V141H231ZM247 142V143H246ZM113 143V142H112ZM132 143V142H131ZM208 143V142H207ZM223 143V142H222ZM222 143H220L221 145H222ZM225 143V142H224ZM225 143V144H226ZM253 143V144H252ZM264 143V142H263ZM115 144V143H114ZM126 144V143H125ZM124 144V145H125ZM136 144V143H135ZM145 144V143H144ZM230 144V143H229ZM238 144H239V142H238ZM245 144H246V146H245ZM261 144H259V143H257V145H259V146H261ZM97 146H98V144H96ZM119 144H117V146H118ZM140 145V144H139ZM143 145V144H142ZM147 145V144H146ZM203 145H204V143H203ZM224 145V144H223ZM231 145V144H230ZM42 146H44L45 147V150H44V153L46 154H40V156L42 155V159H39V157H37L36 155L38 154L39 155V153H38V151H39V148L40 147H42ZM132 146V145H131ZM137 146H138V144H137ZM151 146H152V144H151ZM158 146V145H157ZM208 146V145H207ZM217 146V145H216ZM215 146V147H216ZM226 146H228V145H226ZM249 146V145H248ZM256 146V145H255ZM263 147H264V145H262ZM143 147H145V145H143ZM213 147V146H212ZM214 147V148H215ZM218 147V146H217ZM234 147V146H233ZM237 147V148H238ZM241 147V148H240ZM257 148H258V146H256ZM255 147V148H256ZM263 147H261V148H263ZM113 148V147H112ZM117 148V147H116ZM135 148V147H134ZM140 148V147H139ZM153 148V147H152ZM173 148V149H172ZM207 148V147H206ZM211 148V147H210ZM219 148V147H218ZM224 148H226V147H224ZM228 148H229V150H227V151H230V147L228 146ZM232 148V147H231ZM257 148L256 149H253V150H257ZM260 148V147H259ZM261 148H260V150H261ZM120 149V148H119ZM124 149H126V148H124ZM133 149V148H132ZM157 149V148H156ZM160 149V148H159ZM162 149V148H161ZM204 149V148H203ZM249 149V148H248ZM112 150V149H111ZM139 150V149H138ZM149 150V149H148ZM151 150V149H150ZM206 150V149H205ZM218 150V149H217ZM232 150H234V148L232 149ZM67 151L70 153V155L69 156H67V157H64L61 153H63V152H65V154H67ZM119 151V150H118ZM130 151V150H129ZM136 151V150H135ZM135 151H133V152H135ZM207 151V150H206ZM263 152H264V150H262ZM107 153H108V150L106 151ZM120 152V151H119ZM145 152V151H144ZM149 152V151H148ZM182 152H184V153H188V155L189 156H186L185 154H183ZM215 152H218V151H215ZM220 152V151H219ZM236 152V151H235ZM249 152V151H248ZM114 153V152H113ZM126 153H127V150H126ZM129 153V152H128ZM137 153V152H136ZM146 153V152H145ZM151 153V152H150ZM153 153H154V150H153ZM202 153H204L203 154V156H202ZM227 153V152H226ZM239 153V152H238ZM258 153H261L260 151L258 152ZM104 154V153H103ZM106 154V153H105ZM124 154V153H123ZM210 154V153H209ZM223 154V153H222ZM229 154V153H228ZM251 154V153H250ZM116 155V154H115ZM125 155H127V154H125ZM132 155V154H131ZM183 155H185L186 156V160H184L185 158L183 157ZM104 156V155H103ZM108 156V155H107ZM111 156H113V155H111ZM122 156V155H121ZM140 156H142V155H140ZM219 156V155H218ZM238 156V155H237ZM252 156V155H251ZM106 157V156H105ZM105 157H104V159H105ZM110 157V156H109ZM228 157V156H227ZM125 158V157H124ZM209 158H210V156H209ZM226 158V157H225ZM249 158V157H248ZM107 159H109V158H107ZM119 159H120V157H119ZM141 159V158H140ZM215 159V158H214ZM223 159V158H222ZM122 160H124V159H122ZM148 160V159H147ZM213 160V159H212ZM211 160V161H212ZM216 160V159H215ZM239 160H242V159H240L239 158ZM249 160V159H248ZM252 160H254V159H252ZM252 160L250 161V162H252ZM260 160V159H259ZM263 160V159H262ZM105 161V160H104ZM128 161V160H127ZM136 161V160H135ZM134 161V162H135ZM141 161V160H140ZM234 161V160H233ZM83 162V161H82ZM114 162V161H113ZM132 162V161H131ZM183 162V163H182ZM205 162V161H204ZM207 162V161H206ZM218 162V161H217ZM70 163V164H69ZM116 163H118V162H116ZM185 163V164H184ZM209 163H211V162H209ZM209 163H207L208 165H209ZM220 163H222V162H220ZM133 164V163H132ZM138 164V163H137ZM237 164V163H236ZM263 164V163H262ZM79 165H81V164H79ZM123 165V164H122ZM127 165V164H126ZM140 165H141V163H140ZM189 165V164H188ZM201 166L203 165V163H201L200 164ZM218 165V164H217ZM78 166V165H77ZM83 166H85V165H83ZM118 165H116V167H117ZM145 166V165H144ZM197 166V168H199V167H201V166H199L198 167V165H196ZM240 166V165H239ZM136 167V166H135ZM190 167V169H192V166L190 165L189 166ZM188 167V168H189ZM194 167H195V165H194ZM203 167V166H202ZM204 167H207L206 165H204ZM223 167V166H222ZM257 167V166H256ZM97 168V167H96ZM207 168H209V167H207ZM236 168V167H235ZM74 169H73V171H74ZM116 169V168H115ZM120 169H121V167H120ZM131 169V168H130ZM133 169V168H132ZM220 169V168H219ZM97 170V169H96ZM99 171L100 170H102V169H98ZM105 170V169H104ZM111 170H113V169H111ZM182 170V171H181ZM205 170V169H204ZM207 170V169H206ZM240 170V169H239ZM238 170V171H239ZM253 170V169H252ZM81 171H82V169H81ZM115 171V170H114ZM126 171V170H125ZM135 171H138V170H135ZM149 171V170H148ZM200 171V170H199ZM202 171V170H201ZM264 171V170H263ZM71 172V173H70ZM102 172H103V170H102ZM109 172V171H108ZM117 172V171H116ZM169 172V173H168ZM187 172H189L188 171V169H187ZM193 172V171H192ZM204 172V171H203ZM217 172V171H216ZM252 172V171H251ZM104 173H106V172H104ZM113 173H115V172H113ZM132 173V172H131ZM138 173V172H137ZM143 173V172H142ZM147 173H149V172H147ZM200 173V172H199ZM210 173V172H209ZM254 174H255V172H253ZM258 173V172H257ZM256 173V174H257ZM264 173V172H263ZM103 174V173H102ZM117 174V173H116ZM115 174V175H116ZM182 174H184V175H182ZM215 174V173H214ZM260 174V173H259ZM115 175H113L112 173H111V175H109L110 177H112V176H115ZM118 175V174H117ZM116 175V177H112V178H117V179H119V176L120 175H118L117 176ZM143 175V174H142ZM216 175H218V174H216ZM249 175V174H248ZM252 175V174H251ZM102 176V175H101ZM127 176V175H126ZM179 176V177H178ZM191 176V175H190ZM104 177V176H103ZM105 177H106V175H105ZM104 177V178H105ZM109 177V178H110ZM121 177V176H120ZM138 177V176H137ZM151 177V176H150ZM159 177V176H158ZM157 177V178H158ZM183 177H185V178H183ZM111 178V179H112ZM127 178V177H126ZM154 178V177H153ZM161 178V177H160ZM163 178V177H162ZM169 178V177H168ZM101 179V178H100ZM103 179V178H102ZM112 180V181H114V182H119V181H115V180ZM120 179H122V178H120ZM128 179V178H127ZM176 179H174V182H177L176 181ZM195 179V178H194ZM211 179V178H210ZM237 179V178H236ZM107 180V179H106ZM202 180V179H201ZM204 180V179H203ZM202 180V181H203ZM223 180V179H222ZM104 181V180H103ZM123 181H124V178H123ZM131 181V180H130ZM134 181V180H133ZM139 181V180H138ZM143 181V180H142ZM193 181V180H192ZM208 181V180H207ZM244 181V180H243ZM107 181H105V183H106ZM160 182V181H159ZM170 182V181H169ZM168 182V180H165V181H163V183L164 184H166V183H169ZM179 182H181V179H180V181L178 180V183ZM194 182V181H193ZM192 182V183H193ZM224 182V181H223ZM102 183V182H101ZM104 183V184H105ZM123 183H126V182H123ZM135 183H136V181H135ZM170 183H172V181L170 182ZM169 183V184H170ZM182 183H184V185L185 184H187V183H185V182H182ZM182 183L180 184V186L182 185ZM191 183V182H190ZM189 183V184H190ZM192 183L190 184V187L189 186H184V188H182V189H184V190H186L185 189V187L187 188V190L189 191V188H190V190H191V193H193L192 191L194 190L193 189V187L194 186H192L191 187V185H192ZM110 184H111V182H110ZM115 184V183H114ZM119 184V183H118ZM117 184V185H118ZM128 184H129V182H128ZM132 184V183H131ZM142 184V183H141ZM160 184V183H159ZM188 184V185H189ZM204 184H206V183H204ZM241 184H244L243 182H241ZM249 184V183H248ZM247 184V185H248ZM77 185H79V187L77 186ZM120 185V187H121V183L119 184ZM157 185V184H156ZM240 185V184H239ZM113 185H111V186H109V188L110 187H112ZM123 186V185H122ZM127 186V185H126ZM126 186H125V188H126ZM165 186V185H164ZM167 186V185H166ZM179 186V187H180ZM227 186V185H226ZM237 186V185H236ZM236 186H234V187H236ZM107 188H108V186H106ZM114 187H115V185H114ZM129 187V186H128ZM161 188H162V186H160ZM178 187V186H177ZM178 187V188H179ZM248 187V186H247ZM252 187H253V183H252ZM70 188H69V190H70ZM122 188V187H121ZM124 188V187H123ZM130 188V187H129ZM147 188V187H146ZM67 189L65 190L66 192H67ZM119 189V188H118ZM127 189V188H126ZM154 189V188H153ZM181 189V188H180ZM217 189V188H216ZM231 188L229 187V190H230ZM247 189V188H246ZM251 188H249V190H250ZM62 190V191H61ZM68 190V191H69ZM73 190V189H72ZM112 190V189H111ZM131 190V189H130ZM147 190V189H146ZM157 190V189H156ZM186 190V191H187ZM214 190V189H213ZM224 190H225V188H224ZM229 190H228V194H229ZM61 191V193H59ZM110 191V190H109ZM108 191V192H109ZM119 191V190H118ZM121 191V190H120ZM119 191V192H120ZM154 191V190H153ZM165 191V190H164ZM203 191V190H202ZM208 191H209V189H208ZM254 191V190H253ZM260 191V190H259ZM171 192V191H170ZM181 192V191H180ZM190 192V191H189ZM189 192H187V194L189 193ZM195 190H194V193L193 194H191L192 195V197H193V195L195 194ZM222 192V191H221ZM220 192V193H221ZM236 192V191H235ZM166 193V192H165ZM168 193V192H167ZM183 193V192H182ZM240 193V192H239ZM255 193V192H254ZM111 194V193H110ZM127 194H128V192H127ZM133 194V193H132ZM141 194V193H140ZM190 194V193H189ZM200 194H201V192H200ZM208 194V193H207ZM219 194V193H218ZM231 194V193H230ZM247 194V193H246ZM249 194V193H248ZM115 195V194H114ZM134 196H135V194H133ZM142 195V194H141ZM166 195V194H165ZM196 195V194H195ZM233 195V194H232ZM237 195V194H236ZM110 196V195H109ZM155 196V195H154ZM170 196V195H169ZM189 196V202H191L190 201V199H192V198H190L191 196L190 195H188ZM229 196H231V195H229ZM111 197H113V195H111ZM110 197V198H111ZM147 197V196H146ZM149 197H151V196H149ZM174 197V196H173ZM187 197V196H186ZM199 197V196H198ZM215 197V196H214ZM232 197V196H231ZM116 198V197H115ZM129 198V197H128ZM133 198V197H132ZM157 198V197H156ZM176 199H177V197H175ZM183 198V197H182ZM195 197H193V200H192V203H190L189 205L190 206H184V208H186V209H184L185 211H184V213H182L181 215H183V217H181L176 211L174 212V214H173V221L175 222V226L174 227H179V226H183V227H187L188 229H189V225H194V227H198V229H196V231H194V227H192V228H190L192 231H194V238H195V240H196V242L195 241H193L194 243L192 244V245H188L189 244V242H187V240L188 241H190L188 238H184L183 239V241H185V242H183L182 240H180L181 242H183V243H186L185 244V246L186 245H188L189 246V248H190V246L192 247L193 245H195V243H196V245L198 246V248H195V247H197L196 245L194 246V248L196 249L195 251L197 252V253H194V254H197L198 256H197V258H196V256L194 255H192V257H195V259H197V261H199V264H200V262L202 263V264H205L204 262L205 261H207V260H209L210 259V262L209 261H207V262H209V264H222L226 259H225V255L224 254H222L221 253V250H220V245H219V243H218V240H219V238H218V240H217V243H213L212 241H215V239L213 240L212 239V241H211V237L209 238L210 240L209 241H207L206 242V239L205 238H207V240H208V233H210V232H212L213 231V229L215 228L214 226V228H212V225L215 223H213V224H211L210 222H212V221H214V220H210L209 221V223L207 224V223H205V224H203L201 221L199 222V223H196V224H194V222H196L195 220H196V211L198 210V206H200L201 205V203L202 202H200L199 200V202L200 203H198V202H195V205H193V201H196L195 199H194ZM200 198H202L201 196H200ZM204 198V197H203ZM245 198V197H244ZM126 199V198H125ZM133 199H135V198H133ZM137 199V198H136ZM149 199V198H148ZM153 199V198H152ZM172 199V198H171ZM186 199V198H185ZM196 199H198L197 197H196ZM233 199V198H232ZM248 199V198H247ZM131 200V199H130ZM158 200V199H157ZM166 200V199H165ZM181 200V199H180ZM183 200V199H182ZM181 200V201H182ZM234 200V199H233ZM118 201V200H117ZM124 201H127V200H124ZM145 201V200H144ZM160 201V200H159ZM162 201H164V199L162 200ZM161 201V202H162ZM172 201V200H171ZM185 202L187 201V199L186 200H184ZM231 200L229 199V202H230ZM234 201H236V198H235V200ZM83 202H84V200H83ZM113 202V201H112ZM119 202V201H118ZM156 202V201H155ZM168 202H169V200H168ZM217 202V201H216ZM215 202V203H216ZM261 202V201H260ZM52 203V204H51ZM59 203H61V202H59ZM74 203H76L75 201H74ZM81 203V202H80ZM99 203V202H98ZM103 203V202H102ZM102 203H99V205L100 204H102ZM130 203V202H129ZM132 203V202H131ZM141 203V202H140ZM167 203V202H166ZM172 202H170V204H171ZM188 203V202H187ZM196 203H198V204H200V205H198V204H196ZM223 203V202H222ZM232 203H234V202H232ZM119 204V203H118ZM139 204V203H138ZM149 204V203H148ZM159 204V203H158ZM161 204V203H160ZM179 204V203H178ZM182 204V203H181ZM230 204V203H229ZM241 204H242V202H241ZM54 205V204H53ZM52 205V206H53ZM60 205V204H59ZM82 205V204H81ZM84 205V204H83ZM87 205V204H86ZM98 205V204H97ZM126 205H129V204H126ZM134 205V204H133ZM137 205V204H136ZM140 205V204H139ZM138 205V206H139ZM157 205V204H156ZM163 205V204H162ZM167 205V204H166ZM180 205V204H179ZM184 205V204H183ZM187 205V204H186ZM236 205V204H235ZM57 206V205H56ZM103 206V205H102ZM101 205L99 206V207H102ZM120 207H121V205H119ZM118 206V207H119ZM141 206H142V203H141ZM177 206V205H176ZM239 206V205H238ZM53 207H55V206H53ZM53 207H51V210H53L54 208ZM59 207V206H58ZM79 207V206H78ZM91 207V206H90ZM96 207H98V206H96ZM123 207V206H122ZM234 207H237V206H234ZM258 207V206H257ZM10 208L12 209L11 211H13V213H11L10 212ZM53 208V209H52ZM56 208V207H55ZM124 208V207H123ZM127 208V207H126ZM135 208H136V206H135ZM154 208V207H153ZM152 208V209H153ZM162 208V207H161ZM207 208V207H206ZM219 208V207H218ZM233 208V207H232ZM244 208V207H243ZM50 209V208H49ZM48 208L46 209V212H48L49 211V213H50V211L51 210H49ZM97 209V211L96 212H98V209H100V212L101 211H103V210H101V208H95V210ZM112 209H114V208H112ZM150 209V208H149ZM157 209V208H156ZM172 209V208H171ZM170 209V210H171ZM181 209V208H180ZM204 209V208H203ZM58 210V209H57ZM57 210H56V213H55V210H54V213L57 215ZM60 210V209H59ZM58 210V211H59ZM81 210V209H80ZM94 210V209H93ZM117 210V209H116ZM147 210V209H146ZM176 210V209H175ZM178 210V209H177ZM218 210V209H217ZM221 210H223V209H221ZM233 210V209H232ZM237 210V209H236ZM76 211H77V209H76ZM79 211V210H78ZM83 211V210H82ZM112 211V210H111ZM115 211V210H114ZM120 211V210H119ZM122 211H123V209H122ZM150 211V210H149ZM161 211V210H160ZM169 211V210H168ZM237 211H240V209H238ZM44 212V213H43ZM96 212L94 213V214H96ZM110 212V211H109ZM147 212V211H146ZM173 212V211H172ZM201 212V211H200ZM236 212V211H235ZM242 212V211H241ZM245 211H243V213H244ZM118 212H116V214H117ZM121 213V212H120ZM132 212H130V214H131ZM139 213V212H138ZM150 213V212H149ZM148 213V214H149ZM155 213H157V212H155ZM154 213V214H155ZM167 213V212H166ZM230 213V212H229ZM240 213V212H239ZM46 214V213H45ZM72 214H74V213H72ZM92 214H93V212H92ZM110 214V213H109ZM113 214V213H112ZM111 214V215H112ZM122 214V213H121ZM127 214V213H126ZM125 214V215H126ZM159 214V213H158ZM198 214H199V212H198ZM221 214V213H220ZM249 214H250V212H249ZM254 214H255V212H254ZM27 215H29V216H27ZM49 215V214H48ZM54 215V214H53ZM97 215V214H96ZM95 215V216H96ZM98 215H99V213H98ZM123 215V214H122ZM122 215H120L119 214V216H121L122 217ZM71 216V215H70ZM93 215H91V217H92ZM94 216V217H95ZM101 216V215H100ZM128 216V215H127ZM138 216V215H137ZM141 216V215H140ZM150 216H151V214H150ZM155 216H156V214H155ZM167 216H169V215H167ZM172 216V215H171ZM237 216V215H236ZM241 216H243V215H241ZM30 217H32V219L30 220ZM112 217H114V215L112 216ZM148 217V216H147ZM158 217V216H157ZM166 217V216H165ZM54 218H56L55 216H54ZM66 218V217H65ZM71 218H73V216L71 217ZM100 218V217H99ZM116 218V217H115ZM114 218V219H115ZM118 218V217H117ZM127 218H129L130 220L133 218H130V217H127ZM159 218H160V215H159ZM169 218V217H168ZM249 218H250V215H249ZM27 219H29V224H25V223H28V221H27ZM68 219V218H67ZM149 219V218H148ZM156 219V218H155ZM167 219V218H166ZM207 219V218H206ZM212 219V218H211ZM240 219V218H239ZM242 219V218H241ZM64 221L66 220V219H63ZM74 220V219H73ZM95 220V219H94ZM93 220V221H94ZM97 220V219H96ZM109 220V219H108ZM118 220H119V218H118ZM126 220V219H125ZM134 220H135V215H134ZM138 220H139V218H138ZM150 220V219H149ZM157 220H159V219H157ZM245 220H248V219H245ZM245 220H244V223H245ZM249 220H251V219H249ZM33 221V222H32ZM51 221V220H50ZM62 221V220H61ZM72 221V220H71ZM102 222H105V223H107V220H104L103 221V219L101 220ZM122 221V220H121ZM132 221V220H131ZM141 221H142V219H141ZM148 221V220H147ZM252 221V220H251ZM254 221V220H253ZM263 221V220H262ZM31 222L34 224H32V226H31ZM41 222H42V224H41ZM95 222V221H94ZM111 222V221H110ZM116 222H117V220H116ZM120 222V221H119ZM143 222H145V221H143ZM152 222V221H151ZM157 222V221H156ZM171 222V221H170ZM57 223V222H56ZM55 223V224H56ZM74 223H75V221H74ZM142 223V222H141ZM160 223H162V217H161V222ZM188 223H189V225H188ZM246 223H249L248 221L246 222ZM251 223L252 222H250V225H251ZM40 224H41V226H40ZM68 224V223H67ZM94 224V223H93ZM118 224V223H117ZM126 224V223H125ZM124 224V226L126 227L127 225H128V223H127V225H125ZM129 224H130V222H129ZM144 224V223H143ZM151 224V223H150ZM153 224V223H152ZM156 224V223H155ZM166 224V223H165ZM164 224V225H165ZM207 224V225H206ZM57 225V224H56ZM69 225V224H68ZM73 225V224H72ZM110 225V224H109ZM142 225V224H141ZM189 227H188V226ZM215 225V224H214ZM245 225V224H244ZM243 225V226H244ZM249 225V224H248ZM28 226H27V229H28ZM40 226V227H39ZM46 226H47V224H46ZM48 226H49V224H48ZM132 227H133V224L131 225ZM135 226V225H134ZM137 226V225H136ZM152 226V225H151ZM156 226V225H155ZM247 226V224L245 225V227ZM9 228H11L12 229V233H10V235H9V233H6V231L9 229ZM62 228V227H61ZM121 228V227H120ZM128 228H129V226H128ZM127 228V229H128ZM131 228V227H130ZM149 228V227H148ZM154 228V227H153ZM157 228V227H156ZM160 228V227H159ZM172 228V227H171ZM180 228H182V227H180ZM180 228H178L179 230H181ZM244 228V227H243ZM242 228V229H243ZM3 229H4V231H3ZM64 229V228H63ZM67 229H72V230H74V227L72 228V226H71V228H67ZM76 229V228H75ZM132 229V228H131ZM143 229V228H142ZM141 229V230H142ZM158 229V228H157ZM162 229V228H161ZM169 229H170V227H169ZM173 229V228H172ZM184 229V228H183ZM189 229V230H190ZM206 229H208V233L206 234V232H207V230ZM217 229V228H216ZM216 229H214V231L216 230ZM244 229H246V228H244ZM255 229V228H254ZM139 230V229H138ZM140 230V231H141ZM155 230V229H154ZM153 230V231H154ZM171 230V229H170ZM201 230V231H200ZM251 230V229H250ZM71 231V230H70ZM119 231H121V229L119 230ZM124 231H126L125 229H124ZM130 231V230H129ZM129 231H128V233H129ZM137 231V230H136ZM156 231V230H155ZM161 231V230H160ZM164 231V230H163ZM163 231H161V232H163ZM188 231V230H187ZM187 231H185V233L187 232ZM213 231V232H214ZM217 231V230H216ZM46 232V233H47ZM127 232V231H126ZM132 232H133V230H132ZM139 232V231H138ZM152 232V231H151ZM165 232V231H164ZM169 232V231H168ZM188 232H190V234H192L191 233V231H188ZM187 232V233H188ZM201 232V233H200ZM127 233V234H128ZM142 233V232H141ZM150 233V232H149ZM157 233V232H156ZM183 232H181V234H182ZM186 233V234H187ZM218 233V232H217ZM236 233V232H235ZM244 233H246L245 235H247V229H246V231L244 232ZM22 234V233H21ZM21 234L19 235V237L21 236ZM48 234V233H47ZM72 234V233H71ZM78 234V233H77ZM84 234V233H83ZM134 234V233H133ZM152 234V233H151ZM159 234H160V232H159ZM180 234V235H181ZM184 234V233H183ZM182 234V235H183ZM203 235V237H202V235ZM25 235V234H24ZM138 235V234H137ZM143 235V234H142ZM146 235V234H145ZM155 235V234H154ZM208 235V236H207ZM237 235V234H236ZM243 235V234H242ZM250 235V234H249ZM22 236H23V234H22ZM46 236V235H45ZM49 236H50V234H49ZM49 236H48V238H49ZM76 236V235H75ZM127 236H129V235H127ZM161 236H162V234H161ZM184 236V235H183ZM188 236H190L189 235V233H188ZM216 236H217V234H216ZM215 235L213 236V237H216ZM44 237V235L42 236V238ZM69 237V236H68ZM129 237H131V236H129ZM151 237V236H150ZM181 237V236H180ZM185 237V236H184ZM205 237V238H204ZM248 238H250L249 236H247ZM17 238V237H16ZM52 238V237H51ZM54 239H55V237H53ZM70 238V237H69ZM79 238V237H78ZM81 238V237H80ZM79 238V239H80ZM126 239H127V237H125ZM146 238V237H145ZM153 238V237H152ZM167 238V237H166ZM171 238V237H170ZM173 238V237H172ZM176 238V237H175ZM183 237H181V239H182ZM190 238H192V237H190ZM18 239H20V238H18ZM29 239V238H28ZM31 239H29V241L31 240ZM41 239V238H40ZM71 239H72V237H71ZM115 239V238H114ZM167 239H169V238H167ZM185 239H187V240H185ZM230 239V238H229ZM242 239V238H241ZM247 239V238H246ZM43 240V239H42ZM42 240L41 241H39V239H38V241L37 242H39V243H41L42 242ZM44 240H46V239H44ZM70 240V239H69ZM81 240V239H80ZM116 240V239H115ZM122 240V239H121ZM166 240V239H165ZM191 240H194V239H191ZM248 240V239H247ZM250 240V239H249ZM256 240H257V243H256V241H255V244H257V245H260V246H263L264 245V235H263V231H262V228L261 229H257L256 230ZM18 241V240H17ZM16 241V242H17ZM74 241V240H73ZM78 241V240H77ZM85 241V240H84ZM123 241V240H122ZM121 241V242H122ZM124 241H125V239H124ZM130 241V240H129ZM136 241V240H135ZM148 241V240H147ZM159 241V240H158ZM178 241V240H177ZM180 241H179V243H180ZM239 241H241V240H239ZM252 241H253V239H252ZM252 241H250V247L252 248V250H254L255 251V253L254 254H256V255H254L255 256V258L256 259H254V260H256V263L255 264H264V255H262V254H260L259 252H257V250H256V245H254V243L252 242ZM20 242H22V240L20 241ZM31 242V241H30ZM29 242V243H30ZM79 242V241H78ZM101 242V241H100ZM114 242H117V241H114ZM113 242V243H114ZM119 242H120V240H119ZM128 242V241H127ZM138 242H140V240L138 241ZM142 242V241H141ZM145 242V241H144ZM153 241H151V243H152ZM156 242V241H155ZM154 242V243H155ZM168 242V241H167ZM174 242V241H173ZM191 242V241H190ZM232 242V241H231ZM28 242H27V244H29ZM32 243V242H31ZM38 243V244H39ZM74 243V242H73ZM90 243V242H89ZM105 243V242H104ZM123 243V242H122ZM147 243V242H146ZM165 243H166V241H165ZM179 243H177L179 246H182L183 245V247H184V244H179ZM235 243V242H234ZM22 243H20V245H21ZM71 244V243H70ZM102 244V243H101ZM128 244V243H127ZM126 244V245H127ZM135 244H136V242H135ZM138 244V243H137ZM144 244V243H143ZM150 244V243H149ZM160 244H161V242H160ZM164 244V243H163ZM226 244V243H225ZM233 244V243H232ZM25 245V244H24ZM30 245V244H29ZM29 245H26V246H28L29 247ZM34 245V242L32 243V246ZM35 245H36V243H35ZM35 245H34V247H35ZM112 245H114V244H112ZM125 245V246H126ZM162 245V244H161ZM174 245H175V247H174ZM248 245V244H247ZM141 246V245H140ZM139 246V247H140ZM224 246V245H223ZM15 247H17V246H15ZM33 247V248H34ZM82 247H83V245H82ZM86 247V246H85ZM110 247V246H109ZM111 247H113V246H111ZM127 247H129V246H127ZM144 247V246H143ZM172 247V253H174V254H176V251L175 250H177V248H179L178 246L176 247V244H172V245H166V244H164V246L162 245V246H160V247H158V245H157V247H154L153 248V246H152V248L154 249L153 251L155 252V254L154 255H156V253H160L159 251H161V252H163L164 251V253L165 252H170L171 251V249H169V248H171ZM235 247V246H234ZM37 248V247H36ZM40 248V247H39ZM69 248V247H68ZM182 248V247H181ZM180 248V249H181ZM187 248V247H186ZM193 248V249H194ZM35 249V248H34ZM65 249V248H64ZM109 249V248H108ZM127 249V248H126ZM175 249V250H174ZM192 249V248H191ZM12 250V251H11ZM11 250H9V249H3V250H0V254L2 255L0 258H2L3 259V262H8V264L11 262L10 260V256H9V254H10V252L11 253H13L14 252V250L11 248ZM90 250H94V248L93 249H90ZM89 250V251H90ZM131 250V249H130ZM179 250V249H178ZM177 250V251H178ZM224 250V249H223ZM251 250V249H250ZM251 250V251H252ZM21 251H23V250H21ZM33 251V250H32ZM31 251V252H32ZM36 249L34 250V252L36 253ZM61 251V250H60ZM89 251H88V254L90 255V258L91 257H93L94 256V259H93V261H91L92 263L93 262H96V260H95V256H96V254L97 253H95V255L93 254V256H91V254L93 253V252H91V254L89 253ZM111 251H112V249H111ZM142 251V250H141ZM146 251V250H145ZM152 251V250H151ZM180 251V250H179ZM249 251V250H248ZM31 252H29L30 254H31ZM38 252V251H37ZM64 252V251H63ZM62 252V253H63ZM68 252V251H67ZM101 252H102V250H101ZM100 252V253H101ZM130 252V251H129ZM149 252V251H148ZM147 252V253H148ZM153 252V253H154ZM168 252V253H169ZM181 252V251H180ZM193 252V251H192ZM29 253H28V257H29ZM34 253V254H35ZM70 253V252H69ZM100 253H98V254H100ZM108 253V252H107ZM111 253V252H110ZM171 253V252H170ZM6 254V255H5ZM22 254H24V255H27V253L25 254V253H23L22 252ZM37 254V253H36ZM66 254V253H65ZM163 254V253H162ZM178 254V253H177ZM182 254V253H181ZM17 255V254H16ZM62 255H64V254H62ZM153 255V254H152ZM161 255V254H160ZM165 255V254H164ZM166 255H168V254H166ZM172 255V254H171ZM170 255V256H171ZM183 255V254H182ZM9 256V257H8ZM34 256L35 255H33V258L32 257H30V259L29 258H27V260L26 261H29L30 262V260H31V258L32 259H34ZM37 256V255H36ZM146 256V255H145ZM151 256V255H150ZM158 256V255H157ZM162 256V255H161ZM181 256V255H180ZM188 256H190V255H188ZM80 257V256H79ZM97 258H100L99 256H96ZM107 257V256H106ZM148 257H149V255H148ZM167 257V256H166ZM21 258H24V256H22ZM26 258V257H25ZM40 258V257H39ZM38 258V259H39ZM108 258H109V256H108ZM146 258V257H145ZM177 258V257H176ZM183 258H185V256L183 257ZM29 259V260H28ZM41 259V258H40ZM39 259V260H40ZM43 259V258H42ZM65 259V258H64ZM92 259V258H91ZM154 259V258H153ZM163 259V258H162ZM190 259H192V258H190ZM195 259L194 260H189V259H184V262L183 263H186V261L185 260H188V261H191L193 264H197L198 262L196 261V263H194V261H195ZM10 262H9V261ZM22 260V259H21ZM25 260V259H24ZM23 260V261H24ZM111 260V259H110ZM145 260V259H144ZM149 260V259H148ZM164 260V259H163ZM179 262H178V261ZM18 261H19V259H18ZM26 261H24L23 262V264L26 262ZM43 260H41V262H42ZM45 261V260H44ZM43 261V263H45ZM108 261H109V259H108ZM160 261V260H159ZM159 261H158V264H159ZM183 261V260H182ZM187 261V262H188ZM20 262V261H19ZM31 262H32V260H31ZM41 262H40V264H41ZM62 262V261H61ZM74 262V261H73ZM153 262V261H152ZM163 262V261H162ZM161 262V263H162ZM166 262V261H165ZM245 262V261H244ZM12 263V262H11ZM10 263V264H11ZM15 263V262H14ZM13 263V264H14ZM20 263H22V262H20ZM27 263V262H26ZM25 263V264H26ZM47 263V262H46ZM103 263V262H102ZM110 263V262H109ZM149 263V262H148ZM167 263V262H166ZM169 263H171V264H181L182 262H181V260H179V259H172V261H170ZM169 263H167V264H169ZM252 263V262H251ZM7 264V263H6ZM16 264H19V263H16ZM28 264V263H27ZM38 264V263H37ZM93 264H95V263H93ZM96 264H101V260H97V262H96ZM108 264V263H107ZM187 264V263H186ZM189 264H190V262H189ZM236 264V263H235Z\"/></svg>","mask_w":264,"mask_h":264}]
</instances>
